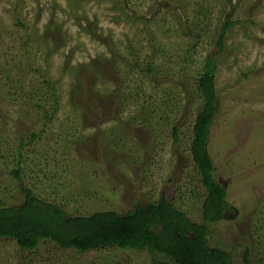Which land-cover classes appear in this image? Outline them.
Wrapping results in <instances>:
<instances>
[{
    "label": "rangeland",
    "instance_id": "obj_1",
    "mask_svg": "<svg viewBox=\"0 0 264 264\" xmlns=\"http://www.w3.org/2000/svg\"><path fill=\"white\" fill-rule=\"evenodd\" d=\"M227 19L233 26L219 50ZM146 55L156 78L143 71ZM208 55L216 113L207 148L233 208L209 242L235 264L249 245L253 264H264V0H0V202L20 203L28 186L71 215L124 214L164 195L201 221L189 146L201 108L196 76ZM119 93L129 96L124 105ZM162 99L161 112L139 121L140 103ZM17 149L21 181L11 171ZM149 261L146 250L81 254L47 239L22 250L0 238V264Z\"/></svg>",
    "mask_w": 264,
    "mask_h": 264
},
{
    "label": "trees",
    "instance_id": "obj_2",
    "mask_svg": "<svg viewBox=\"0 0 264 264\" xmlns=\"http://www.w3.org/2000/svg\"><path fill=\"white\" fill-rule=\"evenodd\" d=\"M232 26L233 22L228 19L221 26L216 41L219 50H222L226 32ZM136 52L132 57L133 63L140 68L141 54ZM214 61L213 55L206 56L196 76L201 108L192 123L189 146L203 189L197 197L199 200L202 198L201 221L191 220L185 211L164 195L153 203H136L124 214L106 210L89 215H71L58 203L41 199L30 187L21 186L23 200L20 203L7 206L0 202V238L15 241L22 250H34L43 239L53 241L61 248H73L81 254L110 247L146 250L150 257L148 264H235L228 250L209 242L211 228L225 218L227 211L233 210L226 199L228 191L215 176V166L207 148L208 130L216 113ZM144 63V73L156 78L154 57L146 55ZM47 83L52 91L50 96L56 102L55 86ZM118 97L123 105L129 101V96L123 93ZM166 103L164 99L158 104L144 100L139 104V121L148 122L149 113L161 112ZM37 106L43 109L42 103L38 102ZM53 111L50 109L47 113L44 110V118L49 119ZM177 130L178 125L172 123L170 131L174 141L178 139ZM11 171L21 181L22 153L19 149L16 168ZM252 252V247L246 245L240 264H253Z\"/></svg>",
    "mask_w": 264,
    "mask_h": 264
}]
</instances>
